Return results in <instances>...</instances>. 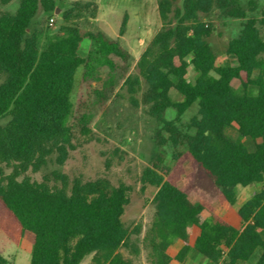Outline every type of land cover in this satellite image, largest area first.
<instances>
[{
	"label": "trees",
	"instance_id": "trees-1",
	"mask_svg": "<svg viewBox=\"0 0 264 264\" xmlns=\"http://www.w3.org/2000/svg\"><path fill=\"white\" fill-rule=\"evenodd\" d=\"M12 1L0 0V6ZM257 1L247 8L242 0H159L164 25L138 63L147 86L144 102L157 121L152 158L141 174L142 184L155 189L144 237L151 264H186L192 253L209 264H264V14L251 15ZM57 10V0H19L14 12L0 10V233L17 246L28 243L30 264H81L91 255L90 264H133L121 252L139 253L123 221L130 185L66 174H56L54 182L22 177L29 169L39 171L54 152L63 162L73 147L71 96L78 69L91 81L100 68L116 70L114 57H129L102 31L82 32L74 20L96 13L81 2L63 12L64 24L40 47L35 24ZM212 12L241 21L225 50L235 66L220 64L209 42L213 26L201 16ZM86 38L91 46L82 57ZM194 106L197 114L184 121ZM169 109L175 111L171 119ZM89 122L83 114L80 130L88 138ZM234 124L242 137L258 141L254 151L226 134ZM184 175L187 182L180 186ZM256 184L260 189L231 214L237 188ZM175 240L182 246L173 256ZM0 264L9 260L0 255Z\"/></svg>",
	"mask_w": 264,
	"mask_h": 264
},
{
	"label": "rangeland",
	"instance_id": "rangeland-1",
	"mask_svg": "<svg viewBox=\"0 0 264 264\" xmlns=\"http://www.w3.org/2000/svg\"><path fill=\"white\" fill-rule=\"evenodd\" d=\"M58 10L54 16L40 17L35 27L41 31L40 47L47 42L48 37L55 33L57 28L64 24L63 12L74 2L90 4L95 11L96 18L90 11L84 13L80 19H75L82 32L102 31L109 39L118 41L128 53L126 61L114 57L117 64L116 70L111 72L107 67L100 68L95 79L84 81L82 79L83 67L76 73L75 87L71 96L73 114L70 124L73 128L75 139L73 147L68 149L63 159L58 152L47 157L46 164L33 172L29 169L22 175L35 181L50 179L54 182L56 174H66L71 179L81 177L83 180H95L108 178L115 185L124 182L133 189L130 203L125 209L123 221L132 233L131 238L138 254H133L128 248H122L121 252L133 261V264H151L149 250L146 249L144 237L149 228L155 206L153 197L155 189L144 186L141 181L143 169L149 165L154 151L152 141L153 129L157 121L150 117L149 106L144 102V93L147 89L145 81L140 78L138 63L150 45L154 36L163 27L160 17L159 0H57ZM180 1V0H178ZM250 0H242L244 6L249 7ZM258 8L251 13L252 16L261 18L264 14V0H258ZM19 5V0H13L6 6H0L1 11L14 12ZM172 15V14H171ZM204 21L213 26V34L209 42L219 56V63L224 64L229 60L225 50L228 42L237 37L240 32V20L225 19L212 12L201 16ZM54 22L51 23V19ZM125 22L124 32L121 28ZM264 35V28H261ZM91 46L90 41L84 39L80 55L84 57ZM235 63V57L230 56ZM188 78L194 80L196 73L189 69ZM234 88L240 87V81L234 80ZM256 87H250L253 93ZM174 99L181 97L172 92ZM83 114L89 118V126L92 133L89 138L80 130V120ZM197 114V106L192 107L184 116L188 121ZM175 116V111L169 109L167 117ZM226 134L234 141L243 143L250 151L256 148V141L249 137H242L237 125L226 128ZM186 174L191 171L186 163ZM11 172V169L6 171ZM187 182L186 175L179 183L183 186ZM259 184L249 187H238V202L232 207L233 214L242 203L260 189ZM190 200L197 204L199 196L196 193L190 195ZM221 213L225 210L218 203L213 205ZM208 216V213H204ZM137 232L139 234H137ZM182 246L181 241L175 240L169 253L176 255ZM0 255L9 260V264H30L31 253L28 243L23 242L17 246L0 233ZM258 253L252 260H255ZM93 256L87 257L81 264H90ZM172 264H178L173 261ZM186 264H209L200 255L191 254Z\"/></svg>",
	"mask_w": 264,
	"mask_h": 264
},
{
	"label": "crops",
	"instance_id": "crops-1",
	"mask_svg": "<svg viewBox=\"0 0 264 264\" xmlns=\"http://www.w3.org/2000/svg\"><path fill=\"white\" fill-rule=\"evenodd\" d=\"M230 56L232 57V55H229V57H228L229 60H226L225 62L230 63L231 65L235 66L236 65V60H235V63H233L232 60H230L231 59ZM263 74H264V70H263ZM235 80H237V79H235ZM233 82H234V80H233ZM233 82H232V85H233ZM256 91H257V89L253 90V93L252 94H255Z\"/></svg>",
	"mask_w": 264,
	"mask_h": 264
},
{
	"label": "built area",
	"instance_id": "built-area-1",
	"mask_svg": "<svg viewBox=\"0 0 264 264\" xmlns=\"http://www.w3.org/2000/svg\"><path fill=\"white\" fill-rule=\"evenodd\" d=\"M53 22H54V19L52 18V19H51V23H53Z\"/></svg>",
	"mask_w": 264,
	"mask_h": 264
}]
</instances>
